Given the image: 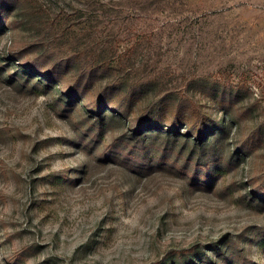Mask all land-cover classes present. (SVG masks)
Segmentation results:
<instances>
[{
	"label": "rangeland",
	"instance_id": "374dc122",
	"mask_svg": "<svg viewBox=\"0 0 264 264\" xmlns=\"http://www.w3.org/2000/svg\"><path fill=\"white\" fill-rule=\"evenodd\" d=\"M20 2L0 22V264H202L195 250L210 248L212 264H264V194L254 193L264 142L238 149L264 119V0ZM55 22L49 36L110 35L120 53L140 43L129 71L116 61L110 76L148 80L131 117L162 95L186 94L197 111L190 122L207 117L224 129L207 140L219 164L209 160L211 172L193 182L185 169L203 154H191V139L181 147L185 135L169 153L165 138L136 149L123 138L127 118L89 112L102 83L70 98L71 76L37 80L17 54L33 60L32 43ZM195 76L244 94L223 108L188 89Z\"/></svg>",
	"mask_w": 264,
	"mask_h": 264
},
{
	"label": "trees",
	"instance_id": "16d2710c",
	"mask_svg": "<svg viewBox=\"0 0 264 264\" xmlns=\"http://www.w3.org/2000/svg\"><path fill=\"white\" fill-rule=\"evenodd\" d=\"M20 1L22 0H0V22L4 14H10L22 7ZM57 24L55 22L47 28L48 38L45 41L42 39L32 43L33 48L40 50L33 60L24 59L22 55L17 54V61L21 62L22 66H25L31 72H34L37 80L38 76H40L54 84V82H60L64 77L71 76L72 81L63 91L70 98H78L80 95L84 98L87 91L102 83L99 98H96L92 103L88 101L89 112L97 116L99 121L105 117L110 118L112 116L109 115L110 112H115V115H122L124 118H127L130 121L128 124L130 132L123 136V138L127 143L134 142L136 149H142L140 146L143 144V146H146V143H152L165 138L167 146L164 150H168L166 152L169 153L172 147L168 146H172V144L176 145L177 141L182 139L180 136L185 135L181 147L182 145H186L185 147H187L189 144L188 140L191 139L192 145H189L191 154L195 153L198 155L200 152L203 154L200 158L194 157V172H192V169H185L186 174L189 172L193 182H200L201 178L199 176L201 175H199V170L211 172L209 165L206 164L209 160L213 161L212 164H219V160L216 161L215 156L219 154L220 149L208 148L207 140L213 137V141H215L218 136L224 133V129L218 122L211 121L207 117L200 116L199 119L190 122L191 116L193 114L197 115V111L195 105L186 94L173 92L162 95L156 98L150 105L142 108L137 117H131L130 112L133 106L140 103L144 94L149 90L148 80L130 78L128 76L124 78L120 76L118 79L113 80L110 76L115 67L114 64L118 62V67H122L121 65L129 60L132 50L143 47L140 43H134L125 49L123 53H120L118 52L114 37L110 35L95 37L94 39H92L91 35H87L89 37L88 39L84 37L85 43L81 42L82 39L79 40L80 42L71 38L69 39L66 36L68 35L67 33L64 35V33L59 34L55 32L53 36H49L53 26H55V30L57 29ZM19 51L20 49L16 53H19ZM121 57L122 60L119 61ZM120 69L129 71V67L126 65ZM189 88L209 95L223 108L236 103L237 98L240 96L241 99L244 94L242 87H230L219 80L204 76H195L189 79ZM116 96H119V101L110 100V98L112 99V97ZM181 130H184V133ZM150 138L151 140H148ZM263 142L264 119L239 144L240 147L238 149L240 148V151L249 153L250 150L258 148ZM136 149L134 151H137ZM132 156L131 153L128 155L130 158H137L135 155ZM221 159L222 157H220ZM189 160L192 162L193 158L189 156ZM175 164L177 168L182 165L179 161ZM207 176L209 178L210 175ZM255 176L257 179L254 185V193L256 195H259V192L264 194V172ZM195 251L201 253L202 264H212L206 252H216L214 249L210 248L209 251L196 249ZM188 252L185 251L184 254L186 260L190 259ZM180 260L181 258L176 261V264H181Z\"/></svg>",
	"mask_w": 264,
	"mask_h": 264
}]
</instances>
